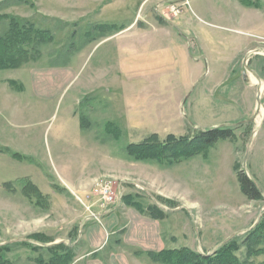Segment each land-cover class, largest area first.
<instances>
[{
  "label": "rangeland",
  "instance_id": "rangeland-1",
  "mask_svg": "<svg viewBox=\"0 0 264 264\" xmlns=\"http://www.w3.org/2000/svg\"><path fill=\"white\" fill-rule=\"evenodd\" d=\"M11 15L44 39L0 68V264H89L83 234L120 198L163 210L164 247L196 252L181 264H264V0H0V33ZM216 126L234 136L168 146ZM120 233L97 256L172 264Z\"/></svg>",
  "mask_w": 264,
  "mask_h": 264
},
{
  "label": "trees",
  "instance_id": "trees-1",
  "mask_svg": "<svg viewBox=\"0 0 264 264\" xmlns=\"http://www.w3.org/2000/svg\"><path fill=\"white\" fill-rule=\"evenodd\" d=\"M10 26L9 28L0 33V68H13L18 67L23 62H25L29 58V53L31 49L36 46L40 41L44 39V33L40 28H37L34 23L30 22H20L19 19L11 15L10 17ZM43 35V36H42ZM234 136V130L232 127H212L210 129H200L193 137L188 138L187 140L180 141L174 140V142L168 145L175 157H179V155L191 156L192 154L202 151L207 146L214 144L221 138H232ZM177 139V138H176ZM180 141V142H179ZM145 143H137L136 145L141 146ZM148 145L144 147H150V142H147ZM158 145L156 144L155 147ZM180 146L182 153L177 154V148ZM152 147V146H151ZM162 148V147H161ZM238 180L241 185V189L246 196L251 199H258L262 197V190L257 185L255 180L251 178L248 173L244 170L238 171ZM33 188L39 189L36 185ZM128 205H133L138 208L140 211L148 213L151 217L156 219H163L161 216L163 210L159 207L157 208H146L142 202L137 200L136 198H131L128 201ZM259 229H262V226H259ZM255 234V233H254ZM256 236L260 237L261 231L258 230ZM152 253V257L156 260H160L162 258H166L172 264H181L184 263V260H188L192 255L196 256V252L192 251L186 246H181L178 248H162L158 251H150ZM212 255L208 254H199L200 261H196V263L203 264L204 262L217 263V264H232L233 259H231L232 251L227 248L217 249ZM67 258L70 256L69 251L65 253ZM167 254V256H166ZM69 255V256H68ZM180 255L184 256V262H179L178 257ZM162 257V258H161ZM231 257V258H230ZM234 258V257H233ZM194 258L191 257L189 259L192 262ZM46 262L43 258L40 259ZM164 261V260H162ZM165 262V261H164ZM203 262V263H202Z\"/></svg>",
  "mask_w": 264,
  "mask_h": 264
},
{
  "label": "crops",
  "instance_id": "crops-1",
  "mask_svg": "<svg viewBox=\"0 0 264 264\" xmlns=\"http://www.w3.org/2000/svg\"><path fill=\"white\" fill-rule=\"evenodd\" d=\"M120 199L115 204L99 208L97 213L101 216V220L99 223L92 225L98 229L93 230L90 226L86 228L83 234L88 246L79 257L94 256L89 264H107L109 259L110 264H130L126 261L129 260L127 253H120L121 260H117L119 253L115 249L111 250L104 259L97 256L106 246L108 234L112 232H121V237L118 238L121 246L131 242V239L136 240L134 245L140 246L139 249H136L139 253L146 251L149 254L150 251H158L165 246L167 234L165 232L163 234L159 219L151 217L148 213L140 211L133 205L127 206L123 203L124 206H121ZM125 208H127V211ZM90 220H95V217L90 218ZM134 260L137 261V264H140L138 263L139 260Z\"/></svg>",
  "mask_w": 264,
  "mask_h": 264
},
{
  "label": "water",
  "instance_id": "water-1",
  "mask_svg": "<svg viewBox=\"0 0 264 264\" xmlns=\"http://www.w3.org/2000/svg\"><path fill=\"white\" fill-rule=\"evenodd\" d=\"M260 92H261V89H259V91H258V100L260 99Z\"/></svg>",
  "mask_w": 264,
  "mask_h": 264
}]
</instances>
